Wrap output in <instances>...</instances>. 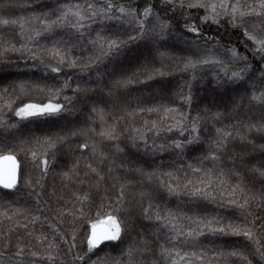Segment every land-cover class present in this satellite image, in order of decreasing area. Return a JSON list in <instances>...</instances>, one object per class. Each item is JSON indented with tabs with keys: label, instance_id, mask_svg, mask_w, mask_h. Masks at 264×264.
<instances>
[{
	"label": "snow or ice",
	"instance_id": "1",
	"mask_svg": "<svg viewBox=\"0 0 264 264\" xmlns=\"http://www.w3.org/2000/svg\"><path fill=\"white\" fill-rule=\"evenodd\" d=\"M35 3L38 5L40 0H35ZM0 6L14 7L16 5L5 2ZM33 6V4L19 5V7L27 8ZM200 10H203L202 16L198 15ZM193 11L197 13L196 17L191 15ZM249 19L255 21L252 31L245 26ZM196 20L199 24L195 22ZM174 21L179 23V30L176 29ZM30 22L33 25L31 27L28 26ZM225 23L229 28L240 31L245 40L253 44V47L249 49L248 44L242 42L245 52H250L253 60L261 64L258 76L257 70L253 69L247 55L235 46L222 44L218 36H207L202 31L204 26L215 25L219 29L223 28ZM36 24L39 27H36ZM0 25L18 26L17 35L21 38L19 46L11 41L0 43V55L19 53L25 58V63L28 60L39 62L46 71L53 74H60L66 70L86 72L100 69L101 64H104L106 68L107 64L104 61L111 62L113 58L121 55L129 47V42L142 41L149 51L153 49L159 51L161 48L170 47V41H177L183 45V51L192 53L177 59L182 63L180 70L191 72L193 81L197 79V70L203 71L206 67L218 66L215 74L217 86L248 85V90L233 102L230 111H216L211 115L210 118L214 122L232 119L233 123L222 127L213 124L214 137L210 141L209 151L204 156L197 157V164L190 162L187 164L193 178H189L188 173L185 172L183 180L176 172L159 171L160 165L154 167L151 159L166 152H175L182 158L186 153L200 148L203 143L200 115L189 119L190 112H182L178 108L162 103L141 107L142 101L139 98H137L136 107L130 108L126 99L120 101L116 95L120 89H127L138 83L146 85L156 76L167 75L168 73L162 69H155L154 74L145 70L143 75L146 79H140V73L134 72L132 76L107 82V77L113 76L115 70L108 73L98 70L96 83L99 90L77 84L73 89L74 96L63 95L64 103L59 101L62 93L70 87L72 77L63 80L59 87L47 84L31 86L41 93H46L47 102H21V106L15 108L13 105L16 100L21 99L20 94L29 95L30 86H26L25 83L5 86L0 90V110L6 108L12 111L20 122L36 123L41 120L48 122L52 118L62 117L66 113H71L73 102L79 96L82 98L83 105L89 110L91 124L99 121L101 128L99 132L94 127L85 126L72 130L68 135L54 134L43 137L33 135L31 142L25 139L19 140L15 151L11 148L0 151V188L15 191L18 190L19 185L23 184L31 189V193H34L38 213L54 211V216L51 218L22 209H16L13 215H8L7 211L0 212V217L13 222L6 232L0 234L4 238L3 247L0 249V264H36L34 258L37 257L42 258L47 264H56L58 260L60 264H64L63 258L58 255L61 243L67 247V253L72 255L75 264H88L91 260L89 254H95L101 245L107 247L109 244L116 246L123 243L136 227V218L129 214L130 209L125 206L128 204L125 199L126 189L132 185V182L121 180L119 176H112L111 174L115 171L112 167H109L107 174H104L98 167H93L88 160L84 163L86 171L82 176L81 157H76L68 170L57 174L60 176L63 189H67L70 196L66 198L63 190L60 195H56L54 188L51 195L55 197L58 206L51 209L47 201H44V207H41L44 181L52 166L57 163L59 146L68 143L69 135L83 137L84 142L75 145V150L81 152L89 150L90 155L97 158L99 164L110 159L101 145L111 143L114 145V150L109 149V151L113 153V157L116 154L127 155L128 153L132 156H140L147 168H151L152 171H148L142 165L126 170L144 177L149 184L155 181L167 196L183 195L190 198L192 203L199 201L201 204H212L231 213L230 216L188 215L154 204L152 193L141 190L137 194L140 200L148 199L146 206L141 204V215L144 220L155 222L159 227L152 233V240L145 237L141 231L140 239L128 245L121 252L120 257L112 258L111 264H137V257L140 258L139 264H146L143 257L153 253L154 244L156 258L147 264H221V261L227 264L230 258H234L237 264H253L250 256L257 257L258 264H264V214L256 215L251 211L255 206L264 213V142L257 143L256 140L249 138L255 133L261 141H264V113L258 120H253L251 117L238 118L245 100L248 102L249 110L253 107L264 108V35H257V29L264 28V0L248 3L242 0H158V2L146 0L142 8L122 3L115 4L113 0H84L83 3L70 0L59 5L55 10L33 13L30 17L0 18ZM93 25H123L132 28L136 34L128 35V40L125 41L118 35L102 34L104 29L101 28L93 36ZM58 32H65L66 36H57ZM45 37L50 38V44L39 45L38 40ZM77 48L83 53L92 49L96 55L88 56L85 62L80 56L73 55V50ZM166 54V52H160L161 56ZM45 57L55 61V66L52 63H46ZM241 63L244 65L241 68L232 67ZM186 87L187 94L181 90L180 100L190 109L193 104L191 82ZM17 88L20 94L13 97L11 93L16 92ZM110 100L112 110L106 111L104 105ZM117 107L123 115L114 116ZM153 113L159 116V120L145 119L142 127L133 125L125 147H120L117 143L122 135L118 132L120 121L125 116L134 120L138 115ZM109 117L112 118L111 123L108 122ZM0 129L19 130L20 123L9 124L0 116ZM173 132H178L182 139L173 138L157 143V138L162 134ZM149 133L152 134L151 143ZM185 133L188 135L185 136ZM94 137L99 138V143ZM236 141H239L241 146L250 147L237 151L234 146ZM26 145L29 146L26 147ZM125 149L128 150L127 153ZM69 151H73L71 146ZM257 153L260 154L261 159L253 162ZM20 154L27 158L23 165L21 159H18ZM26 163H31L39 169V176L33 177L27 173L24 170ZM112 163L115 164L114 158ZM206 163L212 166L205 167ZM226 164L227 167H225ZM117 167L125 166L120 164ZM106 175L115 181L113 187L117 188V192L114 198L107 195L101 197L98 208L104 209L107 206L110 210L106 212L98 210L93 219L88 215L93 203L91 189L99 191ZM90 176L96 177L94 183L85 179ZM257 183L259 188L255 187ZM84 184H89L88 191L80 192L71 187ZM105 201L108 202L107 205ZM16 215L23 216V221L14 220ZM66 217H70L68 234L62 232L59 227L65 223ZM80 221L91 225L90 231L86 233V251L83 254L74 252V249L78 247L77 225ZM185 221L187 224L184 223ZM2 223L3 220L0 219V224ZM45 223L52 232L51 238L48 234L35 231L37 224L43 227ZM18 228L23 229L26 236L34 239L43 248V252L35 250L31 240L25 244L23 237L17 238L15 250L10 252L13 247L11 234ZM161 230L164 232L163 239L166 243L160 242V236L157 233ZM208 236L234 237L241 239L243 243L231 246L228 251L223 248L206 249L199 242L200 238ZM57 238L60 243H57ZM249 247L251 251L246 254ZM209 252L212 254L209 255ZM102 260L104 264H107V256L97 257V260L91 261V264H101Z\"/></svg>",
	"mask_w": 264,
	"mask_h": 264
},
{
	"label": "trees",
	"instance_id": "2",
	"mask_svg": "<svg viewBox=\"0 0 264 264\" xmlns=\"http://www.w3.org/2000/svg\"><path fill=\"white\" fill-rule=\"evenodd\" d=\"M9 3L11 5H16L14 7H2L0 6V18L7 19H17L21 16L30 17L33 13L39 14L42 12H48L55 10L59 5L63 3L70 2V0H40V3L37 5L35 0H0V5L3 3ZM71 2H80L83 3L84 0H71ZM146 0H113L115 4H125L132 5L133 7H143ZM158 2V0H157ZM244 3L254 2V0H242ZM24 4H33L32 8L27 7H19V5ZM203 10H200L198 15L202 16ZM193 17L197 16V13L193 11L191 13ZM54 18V17H53ZM199 24V21H195ZM223 23V21H222ZM255 21L249 19L246 21L245 26L252 31V25ZM176 29L179 30V23L174 21ZM29 27L33 26L30 22ZM39 27L38 24L35 25ZM101 28L104 29V35H113L119 36L120 39L127 41L128 35H135V31L132 28L123 25H93L92 35H95L96 31H100ZM227 30V31H226ZM203 33L207 36H218L220 42L227 46H235L240 52L244 53L248 56L249 61L252 63L253 69H256V75H259V69L261 68V64L257 60H253L250 52H245L243 47V43H247L249 49L253 47V44L250 41H246L240 31L231 29L225 23L223 28H217L215 25L204 26L202 29ZM19 32L18 26L15 25H0V43L11 41L16 43L19 46V42L21 38L17 35ZM257 35H264V28L257 29ZM57 36H66L65 32H58ZM192 38V37H190ZM39 45L50 44V38H40L37 42ZM170 47L161 48L159 51L153 49L149 51L144 42L131 43L129 42V47L118 57L113 58L111 62L104 61L107 64V67H104V64H101L100 69H93L86 72H79L78 70H66L60 74H53L46 71L42 65H39V62H34L28 60L27 63L24 62V57H21L19 53H6L4 55H0V90H2L5 86H16L19 83H25L26 86L29 87V95L25 96L19 93L17 88L16 92H12V96L14 97L17 94H20L21 99L16 100L13 107L21 106V102H47L46 93H41L37 91L34 87L36 84L41 86L47 85H56L59 87L60 83L63 80L68 79V77H72L70 81V87L66 89L61 96L60 103H64L63 95H67L69 97L74 96L73 89L77 84L81 85V87L90 86L93 88H97L99 90V86L96 83V72H113L115 70L113 76H108L107 81L112 79H120L124 76H132V74L140 73V79H146L143 75V72L147 70L150 74L155 73V69H162L167 75L161 77L156 76L155 79L149 80L147 84H135L129 86L127 89H120L117 92V98L120 101L127 100L129 102V107H136L137 98H139L143 106H152L155 104H165L167 106L178 108L182 112H190L189 119L196 117L198 114L202 118L200 121L201 127V137H202V146L197 148L194 151H190L185 154L184 157H179L175 152L171 153H163L154 156L151 159V163L155 167L156 165H160L159 171H173L180 175L181 180H183L184 173H188L189 178H193V174L190 169H188L187 164L190 162L192 164H197V157L204 156L209 151V144L211 139L214 137V128L213 124L215 123L217 127L231 125L233 123L232 119H225L222 122H214L211 120V115L216 111H224L228 112L231 110V106L233 102H235L238 97L244 94L248 90V85H244L238 87L236 85H227L225 87H219L216 84L215 74L218 71V66H210L204 68L203 71L197 70L196 76L197 79L195 81L192 80L191 72L181 71L182 63L177 58H183L189 55H192L191 52L183 51V45H180L177 41H170ZM175 45V46H171ZM160 52H166L165 56H161ZM221 54L222 53H219ZM73 55L80 56L83 60H87L88 56H95L96 53L94 50L89 49L87 53L81 52L79 48L73 50ZM227 59V57H224ZM46 63H52L55 66V61L49 60L47 57L44 58ZM243 63L239 65H233V68H241L243 67ZM222 79H226L223 78ZM191 82L192 84V93H193V104L189 109L188 106L180 100V93L183 90L184 94H187L186 85ZM250 83V82H249ZM11 92V89H10ZM247 100H245V105L241 108L238 118L247 119L251 117L253 120H258L261 118L262 113H264V108L253 107L249 110L247 106ZM73 110L71 113H66L62 117L52 118L48 122L38 121L36 123H29L27 121L20 122L18 117H15L12 111L7 110L6 108L0 110V116L3 117L6 121L11 123H20V129H11L9 131H5L0 129V151H6L11 148L13 151L16 150V145L19 140L25 139L31 142L32 136H46V135H68L72 130L91 126L96 128V131L99 132L101 125L100 122L97 121L95 124H91L89 120V110L87 107L83 105L82 98L77 96L76 100L73 102ZM106 111L112 110V102L111 100L108 104L104 105ZM207 109V111H205ZM123 113L120 112L119 107H117L114 111V116H120ZM159 120V116L155 113L153 114H142L135 117L134 120L128 119L126 116L123 120L120 121L118 125V132L122 135L120 139L117 141L120 147L124 148L128 137L131 135V127L134 125L135 127H142L143 120ZM108 122H112V118L109 117ZM171 122V121H169ZM235 131V129H233ZM188 133H185L187 136ZM99 143V138L94 137ZM173 138L182 139L179 136L178 132H173L171 134H162L159 138H157V143L166 142ZM250 139L256 140L257 143H262L258 138V135L253 133ZM152 134L149 133V142L151 143ZM84 142V138L77 136L71 137L69 135L68 143L65 145L59 146L57 150V163L52 166L50 173L47 179L44 181V191L41 197V207H44V201H47L48 206L51 209H55L57 205V201L54 196H52L53 189L55 188L56 195H60L63 190L66 198L70 196V192L67 189H63V185L60 179V176L57 175L61 171H66L68 168L72 166L75 162L76 157H81L80 159V171L83 176V172L86 171L84 168V163L86 160L90 161L93 167H98L102 173L107 174L108 168L112 167L115 171L111 174L112 176H119L121 180L131 181L132 185L126 189L125 199L128 201V204L125 206L130 209V215L136 218V227L131 231L130 235L124 239L123 243H120L116 246L109 244L107 247L101 245L100 249L96 250L95 254H89L91 260L88 261V264H91V261L97 260V257L104 258L107 256V264H111V260L114 257H120L121 252L128 247V245L133 244L135 241L140 239V233L142 231L143 235L147 237L149 240H152V233L158 229V225L155 222H149L143 219L141 212L142 207L147 205L148 199L145 198L143 201L140 200L137 195L141 190L150 191L152 193V202L154 204L160 205L162 208L167 207L177 212H183L188 215H202L208 214L211 215H220V216H230L231 213L224 211L223 209L217 208L212 204H201L199 201L192 203L190 198L186 196H172L169 197L167 194L159 188L158 184L153 181L149 184L144 177L139 176L138 174L127 171L126 169L134 168L136 166H144L148 171H152L151 168H147V165L144 164V160L140 156H132L130 153L127 155L116 154L113 157V153L109 151V149L114 150V145L111 143H105L101 145L102 149L108 153L110 159L105 160L103 164H99L97 158H93L90 155L89 150H84L83 152L75 150V145ZM29 145H26V147ZM72 147L73 151H69V147ZM235 148L237 151H241L242 149H247L250 146L248 145H240L239 141L235 142ZM126 153L128 152L125 149ZM112 158L115 159V164L112 163ZM18 159H21L22 165L26 162V159L23 154L18 155ZM260 154L257 153L253 162L260 160ZM123 164L124 168H119L117 165ZM183 166V167H181ZM211 164L206 163L205 167H211ZM228 165L226 164L225 167ZM24 170L27 173H30L33 177L39 176V169L35 168L31 163H26V167ZM247 175V174H246ZM90 183H94L96 181L95 176H90L85 178ZM143 181V183H140ZM115 181L110 179L107 175L105 180L102 182L101 189L97 191L96 189H91L92 196V207L91 211L88 212V215L95 219L96 212L99 210L101 212L109 211L110 209L107 206L104 209H99L98 205L100 204L101 197L107 195L108 197L114 198L117 192V188L113 187ZM73 190H79L80 192H85L89 190V184H84L82 186L72 185ZM255 187L259 188V184L257 183ZM105 189L107 190L105 192ZM39 191V189H37ZM31 189L25 187L23 184L18 186V190H7L0 188V212L7 211L8 215H13L16 209L27 210V212H31L33 214H39L42 217L54 216V211H46V212H37L34 193H31ZM62 203V202H61ZM107 201L105 204L107 205ZM199 205V206H197ZM254 214L261 215L259 209H256L255 206L251 209ZM3 220V223L0 224V234L7 231L9 227L12 226V221H8L6 218L0 217ZM70 217L65 218V223L60 227V230L65 234L70 232V225L68 223ZM14 220L23 221V216L16 215L14 216ZM55 223V221H53ZM187 224V221L184 222ZM90 223H84L80 221L77 225L78 235H77V245L78 247L74 249V252H79L83 254L86 251V233L90 231ZM35 231L37 233L43 232L49 235V238L52 236V232L49 229L48 225L45 223L43 227L40 224L35 226ZM160 236V242L166 243L163 239L164 232L161 230L157 233ZM18 237H23V241L25 244H28L31 240V244L35 245V250L43 252V248L36 243L34 239L25 235V231L23 229H16L11 234L12 241V249L15 250V244L17 242ZM4 243V238L0 236V249H2ZM57 243L59 242V238H57ZM200 245L204 246L206 249L208 248H223L225 251L230 250L231 246L242 244L243 241L239 238L234 237H214L208 236L207 238H200ZM155 244L153 248V253L149 255H145L143 260L149 262L155 259ZM251 251L249 247L246 254ZM212 253L209 252V255ZM60 257L63 258L64 264H75L72 259V255L67 253V247L64 244H60V251L58 253ZM253 264H258V258L252 257ZM36 264H47L42 258H34ZM126 259V258H125ZM86 260L88 258L86 257ZM140 258L137 257V264H139ZM56 264H60L58 260ZM101 264H104V261H101ZM221 264H224L221 261ZM227 264H237L234 258H230L227 261Z\"/></svg>",
	"mask_w": 264,
	"mask_h": 264
}]
</instances>
